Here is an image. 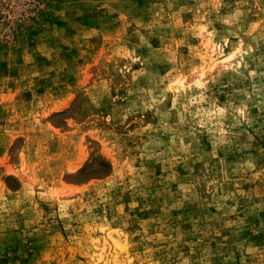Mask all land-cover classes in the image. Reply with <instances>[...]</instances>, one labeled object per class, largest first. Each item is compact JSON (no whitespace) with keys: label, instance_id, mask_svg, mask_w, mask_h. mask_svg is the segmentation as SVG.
Wrapping results in <instances>:
<instances>
[{"label":"rangeland","instance_id":"obj_1","mask_svg":"<svg viewBox=\"0 0 264 264\" xmlns=\"http://www.w3.org/2000/svg\"><path fill=\"white\" fill-rule=\"evenodd\" d=\"M0 264H264V0H0Z\"/></svg>","mask_w":264,"mask_h":264}]
</instances>
